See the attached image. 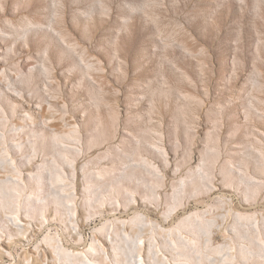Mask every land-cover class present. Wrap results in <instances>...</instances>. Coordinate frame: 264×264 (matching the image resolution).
Returning <instances> with one entry per match:
<instances>
[{
    "label": "rangeland",
    "instance_id": "rangeland-1",
    "mask_svg": "<svg viewBox=\"0 0 264 264\" xmlns=\"http://www.w3.org/2000/svg\"><path fill=\"white\" fill-rule=\"evenodd\" d=\"M0 264H264V0H0Z\"/></svg>",
    "mask_w": 264,
    "mask_h": 264
},
{
    "label": "bare ground",
    "instance_id": "bare-ground-1",
    "mask_svg": "<svg viewBox=\"0 0 264 264\" xmlns=\"http://www.w3.org/2000/svg\"><path fill=\"white\" fill-rule=\"evenodd\" d=\"M1 256H2V253L0 252Z\"/></svg>",
    "mask_w": 264,
    "mask_h": 264
}]
</instances>
